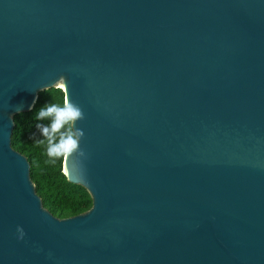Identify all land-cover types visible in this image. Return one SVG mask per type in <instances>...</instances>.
Instances as JSON below:
<instances>
[{"label":"water","instance_id":"obj_1","mask_svg":"<svg viewBox=\"0 0 264 264\" xmlns=\"http://www.w3.org/2000/svg\"><path fill=\"white\" fill-rule=\"evenodd\" d=\"M61 77L68 219L12 146ZM0 264H264V0H0Z\"/></svg>","mask_w":264,"mask_h":264},{"label":"trees","instance_id":"obj_2","mask_svg":"<svg viewBox=\"0 0 264 264\" xmlns=\"http://www.w3.org/2000/svg\"><path fill=\"white\" fill-rule=\"evenodd\" d=\"M65 93L61 89H49L39 94L35 107L27 113L15 117L12 136L13 148L26 156L31 165V179L44 207L58 219H68L89 211L93 200L89 192L68 181L63 172L64 162H48L44 145L37 143L43 139L36 125L49 121L37 119L38 112L52 103H63Z\"/></svg>","mask_w":264,"mask_h":264},{"label":"clouds","instance_id":"obj_3","mask_svg":"<svg viewBox=\"0 0 264 264\" xmlns=\"http://www.w3.org/2000/svg\"><path fill=\"white\" fill-rule=\"evenodd\" d=\"M56 86L66 89L63 77L59 79ZM44 91V89H42ZM40 121L47 120L48 124H37L43 139L37 143L44 145L49 163H55L62 160L65 163L64 175L69 176L68 163L71 159L73 169H83L82 160L85 158V152L81 149L80 143L84 138V131L75 127L78 121L84 119L82 109L75 103L70 102L68 95L65 93L63 103L50 105L42 108L37 115ZM20 238L24 236L22 229L18 228Z\"/></svg>","mask_w":264,"mask_h":264}]
</instances>
